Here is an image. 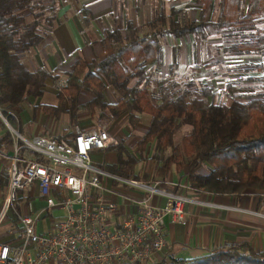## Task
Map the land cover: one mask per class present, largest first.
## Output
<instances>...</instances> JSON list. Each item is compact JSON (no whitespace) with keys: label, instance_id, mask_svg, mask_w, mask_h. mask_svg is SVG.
Returning <instances> with one entry per match:
<instances>
[{"label":"trees","instance_id":"16d2710c","mask_svg":"<svg viewBox=\"0 0 264 264\" xmlns=\"http://www.w3.org/2000/svg\"><path fill=\"white\" fill-rule=\"evenodd\" d=\"M199 2L197 17L183 23L171 21L166 27V15L161 12L147 22L142 33L130 20L123 33L117 28L105 29L107 36L118 41L112 51L90 61L76 59L65 72V84L57 87V102L39 105L56 117L68 113L73 124H77L81 112L106 120L126 113L131 124L140 119L141 113L149 114L147 128L136 145L142 151L152 144L154 177L165 179L175 169L192 189L202 192L238 195L247 188L264 192L263 65L257 66L262 70L259 94L246 100L231 97L228 102L215 101L209 85L194 89L185 85L176 91L175 81L163 87L158 96L151 94L152 76L146 64L161 58L164 34L203 35L211 27H235L242 32L243 40L232 45V50H264V24L260 25L264 21V0H221L216 20L207 19L211 0ZM44 4L45 0H0V112L20 132L23 102H29V96L43 95L47 77H58L40 66L28 68L19 55L40 42L45 32L41 22L52 24L55 0L46 7ZM88 16L89 11L84 9L85 25ZM107 84L115 96L113 101L105 98ZM183 124H188L189 130L175 142L174 134ZM10 132L6 130L4 140L12 142ZM113 148L117 162L104 168L130 176L136 157L122 141ZM149 264H264V250L247 241H234L195 256L162 257Z\"/></svg>","mask_w":264,"mask_h":264},{"label":"built area","instance_id":"2783aa9c","mask_svg":"<svg viewBox=\"0 0 264 264\" xmlns=\"http://www.w3.org/2000/svg\"><path fill=\"white\" fill-rule=\"evenodd\" d=\"M65 82L61 79L57 87ZM10 131L13 152L0 221L13 209L24 240L13 247L0 243V264H149L156 260L165 244V216L173 222L184 217L188 200L184 193L159 188L169 182L165 179L120 175L94 163L93 149L117 143L105 124L77 129L70 140L42 134L25 137L12 127ZM33 185L44 205L34 210L31 200H26V211L18 210L15 203L21 191ZM157 194L166 196L163 204L155 202ZM117 195L131 205L128 213H118ZM48 210L53 211L51 224L39 230L36 224Z\"/></svg>","mask_w":264,"mask_h":264},{"label":"crops","instance_id":"0c3cea01","mask_svg":"<svg viewBox=\"0 0 264 264\" xmlns=\"http://www.w3.org/2000/svg\"><path fill=\"white\" fill-rule=\"evenodd\" d=\"M49 1H47L48 3H46L45 7L50 5ZM167 1L168 0H165L161 3V0H55L56 11L52 24L46 26L41 22V25H44L45 32L43 33L40 42L37 45L31 46L29 51H20L19 55L25 65L30 69H35L40 66L51 73L59 71L66 72L70 69L71 64L78 58H84L85 60L90 61L96 56L102 57L112 51L113 45L110 46V48L108 47L109 50L106 49L107 44L111 43L110 38L112 37L107 36L104 33L105 29L112 30L113 28H117L123 33V28L125 27L127 20H130L137 26L139 32L142 33L146 29L147 22L152 18H155L161 12H164L166 15L165 26H169L171 21H176V19L170 17V13L165 11L168 6ZM172 4L173 0L170 1V6ZM219 7L221 8V2ZM84 9L89 11L87 25L83 22ZM141 23H145L143 31L139 28ZM263 24L264 21L260 22V25ZM232 29L235 30L236 28L234 27ZM161 40V58H165L163 35L161 36ZM242 40L243 39L239 37L235 43ZM103 43L106 45L104 53ZM173 49L174 45L172 46V50ZM236 52L240 53L234 54L232 58H242L243 50ZM250 60L254 61L255 59ZM148 63L159 65L161 61L160 59H154L150 60ZM171 63L172 62L170 61L169 64ZM181 64H186V61H181ZM250 66H252V63L249 67ZM261 73L262 71H260L259 75ZM52 79L54 80L53 77L46 78L44 93L42 96H29V102L26 103L30 105L32 104L30 98L39 99V101L32 104V106L39 107L40 109L41 107L39 103L55 104L57 102V89H53L50 86ZM104 95L107 101H113L115 99L112 89L108 84L104 88ZM24 109L26 110L22 104L21 112ZM80 115L81 114H79L78 122L75 125H78ZM119 117L111 120V126L118 123ZM149 117V114L141 113L140 119L131 124L126 114V118L132 126L133 131L125 129L124 127L119 132L114 131L111 127L107 128L109 134L116 137L119 141H122L125 147L136 157L137 161L134 165L132 174H130V176L136 178L154 177L153 173L156 160L152 156V146L149 148V145L147 144L144 150L141 151L136 145L137 140L147 128ZM20 120L22 124L21 131H23L21 134L25 137H32L35 135V133L26 135L24 132L25 130L23 129V126L26 123H29L27 122V112L25 118H22L21 115ZM7 127L8 126L4 127L0 121V208L2 206L8 179L6 176V169L8 167L7 163L9 164V157L12 154L11 142L4 140L6 130L9 129ZM76 131L77 129L74 131L64 130L65 133L63 132V134L58 137L70 140ZM113 145L114 144H109L105 148L93 149L91 151L92 161L103 168L105 165L116 163L117 153L114 150ZM144 153L146 156H151L153 159V163L151 164L152 170L147 173L148 176L146 177L141 176L143 173H146L144 170ZM138 171L142 174L137 173ZM134 174L137 176H134ZM165 181L169 182L160 183L159 188L167 191L175 190L182 192L188 197V200L184 205V217L181 221L173 222L169 215L165 216V224L163 227L165 244L155 258L156 260H159L162 257L181 258L195 256L227 242L234 241H247L257 250H264V200H260V191L258 189L247 188L238 195L202 192L187 187L183 174L175 169L169 171ZM107 182L108 184L116 183L115 180H107ZM121 188L122 187H120V189ZM122 190H126V188H122ZM26 200H31L34 210L39 209L44 205V201L38 195V188L36 185H33L27 190L21 191L20 197L15 203V207L20 211H26ZM115 200L119 204V214L123 215L129 212L131 205L124 199V197L117 195ZM154 200L159 204H163L166 200V196L164 194H157L154 196ZM51 212L53 211L48 210V212L38 220L37 226L39 230H45L51 224V220L47 221L48 226H43L41 223L42 218L44 219L47 217L50 219ZM8 218H11L10 220L13 221L12 224L10 222V226L13 225L11 227L14 229L10 230L11 227L6 223V225L0 229V243H7L13 247L21 244L24 238L21 231V222L15 213L9 215ZM15 220L16 224L14 225ZM46 264H55V262L49 261Z\"/></svg>","mask_w":264,"mask_h":264},{"label":"rangeland","instance_id":"374dc122","mask_svg":"<svg viewBox=\"0 0 264 264\" xmlns=\"http://www.w3.org/2000/svg\"><path fill=\"white\" fill-rule=\"evenodd\" d=\"M47 1L49 0H45L43 7L48 3ZM164 1L165 0H161V3ZM170 1L172 0L167 1L168 6L165 11L170 13V17L176 19V21L183 23L197 17L200 7V2L198 0H173L171 6ZM220 2L221 0H211V5L207 11V19L216 20L218 18ZM42 10L44 11V8H42ZM30 19L31 15L27 14V20ZM144 24L145 23H141V25H139L141 31L145 28ZM240 33L242 32L236 29L216 30L211 28L203 35L194 33L186 34L181 37H173L169 34L163 35L165 58H160L161 63H159V65L146 64L152 76L151 94L153 96H158L163 87L171 85L174 81L178 84L173 86L176 91L182 89L185 85L189 86L191 89L209 85L215 93V101L221 100L228 102L231 97L246 100L259 94V73L262 70H259L257 65L264 66V50L260 53L243 50V56L240 55L242 58H232L234 54L240 53L231 48L232 45L235 44V41L239 39V37L241 38ZM110 39L111 43L107 44V50H109L110 46L118 44L116 39ZM173 45L174 49L172 50ZM105 47L106 45L103 43V53L105 52ZM250 59L255 60L252 61ZM170 61L172 62L171 64H169ZM181 61H186V64H181ZM251 63L252 66L249 67ZM56 73L58 77L54 78V80L52 79V83H50L53 89H57L56 87L61 79H66L65 72L59 71ZM30 99L32 104L39 101V99ZM32 104L30 105L24 102L23 105L26 110L24 109L20 114V119L21 115L22 118H25L27 112V122L29 123L23 126L26 135L42 133L43 135L60 136L63 134L64 130H87L98 124H105L107 128L111 127L116 132L121 131L123 127L133 131L132 126L126 118V114H122L118 119V123L111 126V120L96 119L87 112H81L79 123L75 125L71 123L67 113L55 117L42 112L39 107H33ZM0 117L5 125L8 126L7 128H14L2 114ZM189 127L188 124H183L178 127L174 134L175 142L181 141L182 135L189 130ZM114 138L117 142L119 141L116 137ZM11 144L13 145V141ZM148 145L149 148H151L152 144L150 143ZM11 151L13 152V148H11ZM143 158L146 168H144V170L146 173H143L141 176L146 177L148 176L147 173L152 170L151 164L153 163V159L151 156H146V154ZM203 170H206V168H203ZM137 173H140V171ZM259 191L260 200H264V192L261 190ZM14 213L13 209L8 210L7 214L0 221V229L3 228L6 223L8 226H10V222L11 224L13 223L8 216ZM48 220L50 221L51 218H42L41 223L43 226L48 224ZM15 224L16 220L14 222V225ZM37 225L38 224H36V227ZM11 228L10 230L14 229L13 227Z\"/></svg>","mask_w":264,"mask_h":264}]
</instances>
